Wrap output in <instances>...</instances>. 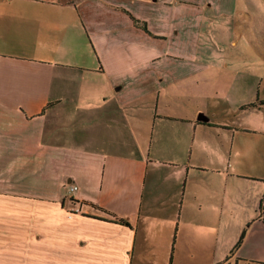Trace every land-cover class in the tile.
Here are the masks:
<instances>
[{
  "label": "crops",
  "instance_id": "1",
  "mask_svg": "<svg viewBox=\"0 0 264 264\" xmlns=\"http://www.w3.org/2000/svg\"><path fill=\"white\" fill-rule=\"evenodd\" d=\"M237 9L0 0V264H264V105L195 74Z\"/></svg>",
  "mask_w": 264,
  "mask_h": 264
},
{
  "label": "rangeland",
  "instance_id": "2",
  "mask_svg": "<svg viewBox=\"0 0 264 264\" xmlns=\"http://www.w3.org/2000/svg\"><path fill=\"white\" fill-rule=\"evenodd\" d=\"M236 4L234 13L203 17L197 57L207 60L209 67L195 74L206 77L200 97L217 91L235 106H250L264 99V0Z\"/></svg>",
  "mask_w": 264,
  "mask_h": 264
},
{
  "label": "trees",
  "instance_id": "3",
  "mask_svg": "<svg viewBox=\"0 0 264 264\" xmlns=\"http://www.w3.org/2000/svg\"><path fill=\"white\" fill-rule=\"evenodd\" d=\"M145 25V23H144ZM146 26V25H145ZM264 103V99H261V102L260 103H257V102H251L250 105H260V104H263ZM120 220L122 221H126L124 218H120Z\"/></svg>",
  "mask_w": 264,
  "mask_h": 264
},
{
  "label": "built area",
  "instance_id": "4",
  "mask_svg": "<svg viewBox=\"0 0 264 264\" xmlns=\"http://www.w3.org/2000/svg\"><path fill=\"white\" fill-rule=\"evenodd\" d=\"M77 188V185L76 184H71L70 185V190H74V189H76Z\"/></svg>",
  "mask_w": 264,
  "mask_h": 264
},
{
  "label": "water",
  "instance_id": "5",
  "mask_svg": "<svg viewBox=\"0 0 264 264\" xmlns=\"http://www.w3.org/2000/svg\"><path fill=\"white\" fill-rule=\"evenodd\" d=\"M201 118L207 119V116L205 114H202Z\"/></svg>",
  "mask_w": 264,
  "mask_h": 264
}]
</instances>
